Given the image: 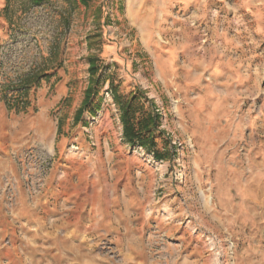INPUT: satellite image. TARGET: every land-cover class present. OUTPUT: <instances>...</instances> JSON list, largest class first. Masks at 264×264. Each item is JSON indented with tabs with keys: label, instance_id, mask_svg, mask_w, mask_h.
Here are the masks:
<instances>
[{
	"label": "rangeland",
	"instance_id": "1",
	"mask_svg": "<svg viewBox=\"0 0 264 264\" xmlns=\"http://www.w3.org/2000/svg\"><path fill=\"white\" fill-rule=\"evenodd\" d=\"M112 76L163 160L123 140ZM9 121L32 127L0 177V264H264V0H0ZM45 218L70 252L15 255Z\"/></svg>",
	"mask_w": 264,
	"mask_h": 264
},
{
	"label": "trees",
	"instance_id": "2",
	"mask_svg": "<svg viewBox=\"0 0 264 264\" xmlns=\"http://www.w3.org/2000/svg\"><path fill=\"white\" fill-rule=\"evenodd\" d=\"M83 5L88 0H80ZM90 84L84 92L81 107L76 111L75 120H80L83 113L92 104V100L98 96L103 86V78L98 75L99 66L96 58H89ZM109 88L114 104L120 112L123 140L130 146H139L152 157L161 161L164 154L157 150V118L143 103V96L133 92L127 95L118 93V86L114 84L113 76L109 78Z\"/></svg>",
	"mask_w": 264,
	"mask_h": 264
},
{
	"label": "crops",
	"instance_id": "3",
	"mask_svg": "<svg viewBox=\"0 0 264 264\" xmlns=\"http://www.w3.org/2000/svg\"><path fill=\"white\" fill-rule=\"evenodd\" d=\"M20 123V120L18 121ZM10 125V128L12 129V134L9 133V131H4L3 133H0V177L6 173H12L15 170V166L10 159L9 152L11 149H14L15 146L20 147L25 140V132H30L32 124L28 122L24 127V129H20V126L17 122L9 121L8 126ZM28 127V128H27ZM23 212V210H19V213ZM0 218H5L4 214V206L2 201L0 200ZM58 219V218H57ZM47 221H42L38 219H33L26 222V227L30 230H25L23 234V238L25 239H32L34 241L41 242L40 245L36 244V247H31L30 242L27 241L25 244L26 250H22L21 248H18L16 250H13L15 255H18V253L26 252L28 255H39L41 256H47L49 254H62L70 252V249H72V245L68 244V241H62L59 239V236L56 234L57 232V226L54 223L55 219H46ZM50 220V221H48ZM50 224V228H48L46 225ZM69 239L75 238L74 233H70ZM32 245V244H31ZM40 259V260H41ZM43 261V259H42ZM29 264H40V262H32L30 261Z\"/></svg>",
	"mask_w": 264,
	"mask_h": 264
}]
</instances>
